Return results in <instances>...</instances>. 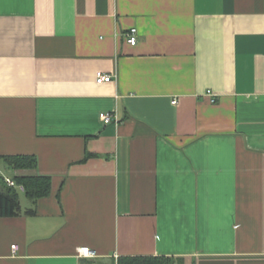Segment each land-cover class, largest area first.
Returning a JSON list of instances; mask_svg holds the SVG:
<instances>
[{
    "label": "crops",
    "instance_id": "0c3cea01",
    "mask_svg": "<svg viewBox=\"0 0 264 264\" xmlns=\"http://www.w3.org/2000/svg\"><path fill=\"white\" fill-rule=\"evenodd\" d=\"M0 155V264H264V0H0Z\"/></svg>",
    "mask_w": 264,
    "mask_h": 264
},
{
    "label": "trees",
    "instance_id": "16d2710c",
    "mask_svg": "<svg viewBox=\"0 0 264 264\" xmlns=\"http://www.w3.org/2000/svg\"><path fill=\"white\" fill-rule=\"evenodd\" d=\"M6 166L12 170H34L37 158L34 155H0ZM16 185L23 188L21 192L16 186L8 185L0 175V216H15L21 213L20 197L23 195L30 203L26 214L34 213L35 203L51 191V177L41 174L15 175L10 177ZM116 264H182V259L168 256H120Z\"/></svg>",
    "mask_w": 264,
    "mask_h": 264
},
{
    "label": "built area",
    "instance_id": "2783aa9c",
    "mask_svg": "<svg viewBox=\"0 0 264 264\" xmlns=\"http://www.w3.org/2000/svg\"><path fill=\"white\" fill-rule=\"evenodd\" d=\"M127 41L130 44H135L137 41V37H136V29L132 28L129 33H127ZM111 80V75L109 74H105L102 72H96V82L101 83V82H107ZM206 94L210 96V101L214 102L215 101V97H214V93H212L210 90L206 91ZM99 117L102 120L103 123H109L110 121L113 120V115L111 113H107V112H100L99 113ZM5 181L7 182L8 185L11 186H17L14 182L13 179H11L10 177H4ZM22 188V186H19ZM12 250L15 251L16 250V245H12ZM95 251L92 250L90 247L88 246H83V247H79L78 248V255L79 256H85V257H93L95 256Z\"/></svg>",
    "mask_w": 264,
    "mask_h": 264
},
{
    "label": "rangeland",
    "instance_id": "374dc122",
    "mask_svg": "<svg viewBox=\"0 0 264 264\" xmlns=\"http://www.w3.org/2000/svg\"><path fill=\"white\" fill-rule=\"evenodd\" d=\"M8 174H10L9 172H7ZM23 196H21V198H22ZM22 199H24L25 201H26V205H27V203H29V202H27V200L25 199V198H22Z\"/></svg>",
    "mask_w": 264,
    "mask_h": 264
}]
</instances>
